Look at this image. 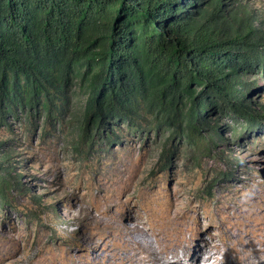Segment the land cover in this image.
Listing matches in <instances>:
<instances>
[{
    "label": "rangeland",
    "instance_id": "1",
    "mask_svg": "<svg viewBox=\"0 0 264 264\" xmlns=\"http://www.w3.org/2000/svg\"><path fill=\"white\" fill-rule=\"evenodd\" d=\"M224 2L245 5L264 27V0ZM255 72L242 79L256 120L216 108L207 119L222 138L204 151L173 140L166 126L110 122L101 132L120 139L104 134L82 146L86 97L61 126L10 117L0 126V264H123L134 229L147 231L154 250L179 248L170 264H190L205 245L231 264L243 241L263 240L264 70Z\"/></svg>",
    "mask_w": 264,
    "mask_h": 264
},
{
    "label": "trees",
    "instance_id": "2",
    "mask_svg": "<svg viewBox=\"0 0 264 264\" xmlns=\"http://www.w3.org/2000/svg\"><path fill=\"white\" fill-rule=\"evenodd\" d=\"M263 49L264 27L224 0H0V126H61L86 97L82 146L120 139L110 122L208 150L216 108L256 120L242 76L264 70Z\"/></svg>",
    "mask_w": 264,
    "mask_h": 264
},
{
    "label": "bare ground",
    "instance_id": "3",
    "mask_svg": "<svg viewBox=\"0 0 264 264\" xmlns=\"http://www.w3.org/2000/svg\"><path fill=\"white\" fill-rule=\"evenodd\" d=\"M147 236V231H136L134 229L130 232L127 237V244L129 245V249H133V253L127 255L123 264H170L171 262H178L180 260L179 248L173 247L171 251L154 250L150 241L146 243ZM243 243L245 245L242 252L235 259L231 260V264H264V239L261 241L250 239L243 241ZM209 247L205 245L203 249H195L190 264H198V262H195L198 256L204 259L205 264H222L219 259L220 252L217 250L212 252ZM141 253L146 254L143 255Z\"/></svg>",
    "mask_w": 264,
    "mask_h": 264
}]
</instances>
